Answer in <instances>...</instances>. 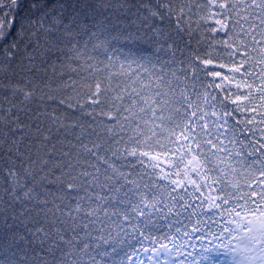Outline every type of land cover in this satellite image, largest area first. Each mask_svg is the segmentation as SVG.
Returning <instances> with one entry per match:
<instances>
[{"label":"snow or ice","instance_id":"6c2138e0","mask_svg":"<svg viewBox=\"0 0 264 264\" xmlns=\"http://www.w3.org/2000/svg\"><path fill=\"white\" fill-rule=\"evenodd\" d=\"M0 264H264V0H0Z\"/></svg>","mask_w":264,"mask_h":264},{"label":"trees","instance_id":"16d2710c","mask_svg":"<svg viewBox=\"0 0 264 264\" xmlns=\"http://www.w3.org/2000/svg\"><path fill=\"white\" fill-rule=\"evenodd\" d=\"M130 2H136V0H130ZM133 11H134V10H133ZM129 19H130V20H134L135 17H134V16H130ZM125 22H127V21H125Z\"/></svg>","mask_w":264,"mask_h":264}]
</instances>
